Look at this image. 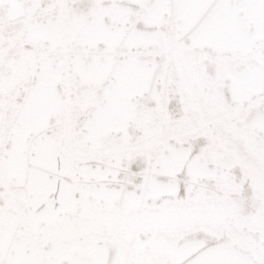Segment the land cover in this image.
Segmentation results:
<instances>
[{
    "label": "snow or ice",
    "instance_id": "snow-or-ice-1",
    "mask_svg": "<svg viewBox=\"0 0 264 264\" xmlns=\"http://www.w3.org/2000/svg\"><path fill=\"white\" fill-rule=\"evenodd\" d=\"M0 264H264V0H0Z\"/></svg>",
    "mask_w": 264,
    "mask_h": 264
},
{
    "label": "water",
    "instance_id": "water-1",
    "mask_svg": "<svg viewBox=\"0 0 264 264\" xmlns=\"http://www.w3.org/2000/svg\"><path fill=\"white\" fill-rule=\"evenodd\" d=\"M222 13L212 12L206 14L200 21V27H208L214 21L222 17ZM230 34L217 32L211 35L208 43L196 50L198 62L192 63L191 61H185L188 66V71L191 77L198 82L199 96L207 102L208 105H220L223 107H230V97L232 92L236 88H243L247 86L248 81L251 78V70L247 72L246 75H239L240 69H232L229 72V78L222 81L218 80V73L221 71L223 65L228 62V56L230 53L225 52L221 56L217 52L215 47L216 40L225 38ZM253 35L251 33L240 36L239 39L251 42L253 40ZM181 46L184 48H189L192 43V37L186 35L180 41ZM232 77H235L236 83H233ZM167 95L170 100H174L179 108V112L182 114L184 109L183 98L180 95V92L175 84H172L167 89ZM148 103L152 102V98L149 97L147 100ZM243 184L239 185L238 188H242Z\"/></svg>",
    "mask_w": 264,
    "mask_h": 264
}]
</instances>
